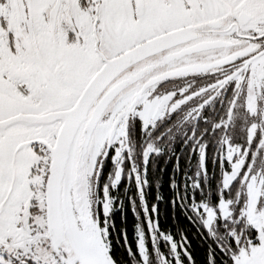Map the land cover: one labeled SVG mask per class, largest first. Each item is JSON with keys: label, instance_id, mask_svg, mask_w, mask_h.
<instances>
[{"label": "snow or ice", "instance_id": "6c2138e0", "mask_svg": "<svg viewBox=\"0 0 264 264\" xmlns=\"http://www.w3.org/2000/svg\"><path fill=\"white\" fill-rule=\"evenodd\" d=\"M0 264H264V0H0Z\"/></svg>", "mask_w": 264, "mask_h": 264}, {"label": "trees", "instance_id": "16d2710c", "mask_svg": "<svg viewBox=\"0 0 264 264\" xmlns=\"http://www.w3.org/2000/svg\"><path fill=\"white\" fill-rule=\"evenodd\" d=\"M182 143V142H181ZM212 151L213 149L209 148V155H208V159H207V175H199V177L197 176V173H200L201 171V165H200V159L197 155H191L189 156L188 150L184 149V151L181 153L180 150V145L177 144L176 145V152L180 153L179 156V168L177 169L176 167H174L177 163V157L176 155H172L168 158L165 157H160L158 159V161L156 162L155 165H152L150 163L149 168H150V177L155 176V177H159V179L156 180V184L153 185V187H161L162 190L165 192V194H170L171 190L169 188V184L172 178L175 179V182L178 184L179 190L181 192L184 191L183 185L185 184H189L191 182L196 181L197 179H199V183L201 186V189L205 190L204 196H211V199L213 202H215L216 200V191L218 189L219 183H220V179H221V167L218 161H214L213 156H212ZM160 169H163V172H160ZM191 177V180H188L187 178ZM124 183L125 182H121L120 185V191L123 192L124 191ZM132 192H135V188L133 187ZM191 192V190L189 189V193ZM112 195H116L115 192L112 193ZM196 197L197 199H201V193L199 191L196 192ZM126 208L127 206V201L125 204ZM161 222L162 225L164 227H169V225H171V216H172V209L168 204H161ZM177 215H179V212L177 210ZM115 222L117 225V229L120 228H126L127 229V233H128V237L130 242L133 243V247L134 245V241H133V225L135 223L134 218L132 216V213L130 211V209L127 211V221L126 223L122 224L121 223V218H120V213L117 212L115 214ZM174 230V229H173ZM193 232L195 231L194 229L192 230ZM192 239V243L194 248L197 247L199 245V240L194 236L191 235L190 237ZM123 243V240L121 238V244ZM149 247L151 248V245H149ZM117 252L118 254H122L123 253V249L119 246H117Z\"/></svg>", "mask_w": 264, "mask_h": 264}]
</instances>
